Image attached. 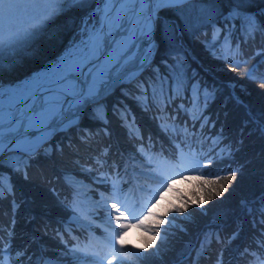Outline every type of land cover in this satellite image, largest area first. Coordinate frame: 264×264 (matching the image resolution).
Returning <instances> with one entry per match:
<instances>
[{
  "label": "trees",
  "instance_id": "1",
  "mask_svg": "<svg viewBox=\"0 0 264 264\" xmlns=\"http://www.w3.org/2000/svg\"><path fill=\"white\" fill-rule=\"evenodd\" d=\"M96 0H91V7ZM208 3L209 0H202ZM229 3V0H224ZM257 4L264 6V0H256ZM72 9L70 12L58 17L47 31L42 32L28 48L32 47L34 53L24 51L7 59L9 71L0 77L3 82L16 81L42 66L44 63L55 58L66 46L73 33L80 26L81 18L89 12V9ZM252 11H257L253 8ZM168 13L169 18L176 19L177 13L169 9H161V14ZM228 13L215 17L214 21L198 23L193 18V27L184 33L183 52L186 54V68L190 69L189 77H194L188 83L186 91H181L175 98L166 89V95L171 100L166 110L161 112L165 105L159 103V86L155 102L145 104L137 99L138 90L134 84L121 85L107 95L104 103L102 118H97L95 108L91 104L86 109L81 119L65 130L53 134L45 147H52L50 153H41L30 161L27 169L28 179L25 180L22 173L15 172L9 166L0 165V174L5 179V184L11 183L14 191L5 192L0 195V228L6 231L5 242H8L7 230L12 231L11 237L12 255L17 251L26 250V255L21 258L27 264L29 256L42 257L44 255L58 256L57 250L73 248L77 243H84L91 236L88 229L67 222L66 217L72 210V187L65 179L64 169H75L86 165L90 173L103 176L104 182L91 181L94 184L93 191L100 197V193L111 192V165L117 162L121 169V177L129 183L122 184L124 191H128L132 182L128 170L125 175L123 169L128 165L126 161L131 155L138 154L137 149L143 143L151 147L154 153H163V157L177 162L179 151L176 144H190L198 153H202L199 160V168L194 170H182L176 179L185 174H193L198 180V190L203 189V195L223 185H233L239 179L238 186L233 190L227 189L223 197L208 211L214 217L202 220L199 225L200 238L190 248L189 254L182 258V264H216L217 257L223 252L225 264H247L250 257L242 256L245 247L250 251H257V241L264 225L259 223L260 217L250 214L244 204L251 208L253 205L259 207L260 197L264 195V132L258 129L255 123L249 121V113L259 114L264 110V89L259 88L260 81H253L243 75L244 68L252 65L257 66V74L264 73V55L257 56L256 53L264 49V40L257 33L255 40L244 42L245 34L238 35L236 31H242L243 21H225ZM180 23V20H177ZM215 29L222 32L217 39L213 38ZM229 35L234 40L232 43H240L242 55L235 54L224 48L223 36ZM236 46V45H235ZM233 47L232 49H234ZM30 50V49H29ZM191 50V53L188 52ZM160 55H167L161 53ZM160 55L156 57L153 68L159 67L161 73L167 74L170 68L160 62ZM174 55V54H173ZM231 61V63H230ZM237 61H241L236 71ZM243 61H247L244 64ZM172 63L169 56V64ZM16 69V70H13ZM149 72L143 73L147 77ZM200 81L203 85L215 89L214 97L204 106L203 97L198 105L192 101L196 97L195 90L191 87ZM231 81L242 83L243 89L231 87ZM184 108L181 109L180 105ZM186 109H191L194 115H190ZM130 113L128 123H125L121 111ZM200 116V119H196ZM159 117V119H158ZM170 117H175L172 121ZM203 117L207 118L204 123ZM134 124L130 133L128 124ZM167 121V130L162 128V123ZM188 131L185 132L184 128ZM175 128V132H173ZM139 130L138 133L136 130ZM107 133V134H105ZM83 138V139H82ZM190 138V139H189ZM219 138L218 146H213L212 141ZM60 145V149H56ZM232 146V153L228 155L227 146ZM105 149L108 155L103 156ZM221 149H225L221 153ZM185 151L188 148L185 147ZM20 153H7L5 155H19ZM101 157L107 161L103 168L97 162ZM143 160L144 157L142 156ZM211 158L212 163L207 160ZM236 170V177L232 181L225 179L227 171ZM88 179V175L86 176ZM219 178V179H217ZM172 179V180H173ZM169 181V180H168ZM201 181H213L211 184H203ZM158 181L143 179L142 183H151L153 186ZM38 190V191H37ZM213 196V194H212ZM31 197L40 200V205L33 202ZM13 200L16 203L15 214H13ZM155 201H153L154 203ZM47 211V212H46ZM13 219L15 224L12 225ZM256 221L255 226L253 221ZM210 221V222H209ZM64 224L74 232L65 229ZM105 226L96 225L95 231L104 234ZM44 232V233H43ZM236 238L232 239L233 234ZM63 238V239H62ZM205 245L203 254L198 257L201 245ZM73 262L72 260H70ZM137 264H140L139 262Z\"/></svg>",
  "mask_w": 264,
  "mask_h": 264
},
{
  "label": "snow or ice",
  "instance_id": "2",
  "mask_svg": "<svg viewBox=\"0 0 264 264\" xmlns=\"http://www.w3.org/2000/svg\"><path fill=\"white\" fill-rule=\"evenodd\" d=\"M91 7V0H0V42H9L15 38H23V45H30L42 33L47 31L52 23H55L58 17L70 12L72 9H85ZM112 0H96V7L93 11L86 13L81 18L78 38L74 37L70 41L65 50L56 57L55 60L44 65V67L36 72L27 75L24 79L18 80L14 84L5 86L0 79V97L5 102L6 119L12 108L16 107V101L27 96L31 98L33 105H41L40 111L37 113L42 123L47 124L48 118L52 115L59 114L61 123L58 127L65 124L72 126V122L78 120L81 108H86L90 104L97 105L95 114L97 118H102L104 111L103 101L106 94L111 95L112 90L118 86L133 85L139 92L138 100L147 104L150 101L155 102L157 90L159 86V103L165 105L160 110H166V106L171 100L166 95L167 91L171 93V97L179 95L181 91H186L188 83L194 77H189L190 69L186 68V54L183 52L184 33L193 27V18L198 23L204 21L212 22L215 17L223 15L226 11L228 15L225 21H243L241 30L245 34L244 42L255 40L257 33L264 40V6L256 3V0H229L225 4L224 0H209L208 3L202 0H131L128 3H120L118 10L113 13ZM256 8L257 11H252ZM161 9H169L177 13V18H169L168 13L161 14ZM98 17V19H94ZM26 19L27 27L19 29L16 27V21ZM122 19L131 21L129 24V32L127 39L118 42L117 46L108 52L103 61L91 63L94 57L100 55V50L104 47L106 32H111L114 27H119ZM180 20V23L177 22ZM222 30L215 29L213 38L217 39ZM223 39L229 51H233L232 42L229 35H224ZM131 45V47H130ZM19 44L13 45L12 49L19 48ZM128 49L125 53V67L123 71L113 74L109 71L111 66L115 64L120 52ZM166 53L167 55H160ZM35 54V53H34ZM174 54V55H173ZM235 54L242 55L240 52V43L235 46ZM160 55V62L170 68L167 74L161 73L159 67L153 68L156 63V57ZM257 56L264 55V49L256 53ZM169 56L172 63L169 64ZM6 57H0V77L6 75L9 71V65L6 63ZM231 63V61H230ZM247 64V61H243ZM264 63V62H262ZM131 64V67L128 65ZM241 61H237L236 67L232 71H236L240 67ZM16 70V69H13ZM149 72L147 77L143 73ZM83 74L87 78V87L83 90L77 84L74 78H68V74ZM243 75L250 80H259V88L264 89V73L257 74V66L252 65L245 67ZM54 82V83H53ZM55 88V92L45 93V88ZM196 97L192 101L193 105H198L203 97L204 106H207L208 100L212 99L215 94L214 88L203 85L200 81L192 84ZM234 87V86H233ZM73 92L77 95L73 96L75 105L65 112L60 101L63 100L64 93ZM43 96V101H41ZM183 109L184 105L181 104ZM190 115H194L191 109H186ZM128 115L130 113L121 111V116L125 123H128ZM196 116V119H200ZM32 117L29 119L28 126L32 127ZM159 119V117H158ZM175 121V117H170ZM248 119L255 123L259 130L264 132V110L259 114L249 113ZM204 123L207 118L203 117ZM128 124L130 133L134 124ZM162 128L167 130V121L162 123ZM19 123L12 128H5L6 134L18 133ZM175 132V128L172 129ZM138 129L136 132L138 133ZM187 132V127L184 128ZM55 132V129L49 125L42 135L37 138H31L28 134H15L13 139L8 140L7 135L4 141H0V165L9 166L15 172L22 173L25 180L28 179L27 169L31 166L30 161L40 155L41 150L44 153H50L52 147H45L49 137ZM107 134V133H105ZM83 139V138H82ZM190 139V138H189ZM219 138L212 141L213 146H218ZM60 149V145L55 146ZM185 147L188 151H185ZM176 148L179 151L177 162L172 163L163 157V153H154L151 147H146L143 143L137 149V152L144 157V164L140 165L141 175L158 181L155 186L151 183H141L137 177L134 188L124 191L122 184L129 181L122 179L121 169L117 162L113 161L111 165V192L109 194L100 193V200L94 205L97 209H102L105 214L104 228L106 235L103 239L90 236L86 242L77 243L70 250L73 254L74 261H88V264H124L125 261H132L133 257L137 261H148L150 257H161L163 248L168 240L169 229L161 228V225H173L176 217H168L170 212L186 213L190 204L202 206L208 200L215 196H221L227 190L226 186L221 184L219 190L215 187L205 199L203 189H199L200 198H185L186 194H181L179 190H174L173 183H168L169 177L182 170L198 169L199 160L202 153H198L190 144L184 147L177 143ZM225 149H221L223 153ZM20 153L19 155H5L7 153ZM227 153L231 155L232 146H227ZM103 156L108 155V149H105ZM101 157L97 158L100 167L103 168L107 164L106 160L101 162ZM208 164L212 163V159L207 160ZM146 165H151L146 168ZM128 171L125 165L123 172L126 175ZM101 175H104L101 172ZM236 177V170L227 171L225 179L232 181ZM5 177L0 174V195L5 192L12 193L13 186L9 183L5 184ZM219 179V178H217ZM203 184H211L213 181H201ZM167 184V192H176L175 202L169 201L164 205H160L156 193L160 192V199H163V192L160 190ZM153 201H155L153 203ZM109 202L110 205H109ZM151 204L149 207L148 205ZM159 205V210H157ZM244 207L254 217H260L259 223L264 225V195L260 197L259 207L253 205L249 208L245 203ZM16 203L13 200V214H15ZM123 209V210H122ZM145 209H147L145 211ZM131 218V219H129ZM167 218V219H166ZM187 218V217H185ZM113 220L116 227H112ZM134 221V223H133ZM15 224L13 219L12 225ZM256 221L254 219L253 225ZM135 228L140 230L139 239L143 242V248L137 249L135 252L128 251L129 248H135L134 244H128L124 239L125 232ZM6 230L0 228V233ZM151 233V234H150ZM13 233L7 230L8 242H5L4 235L0 234V264H24L21 260L26 255V250L17 251L15 256L12 255L11 237ZM236 238L233 234L232 239ZM63 239V238H62ZM159 241V243H158ZM258 250L250 251L245 247L242 256H248L250 259L247 264H264V232L261 233L257 241ZM116 245H119L117 247ZM205 245H201V251L197 253L198 257L203 254ZM151 249V251H148ZM80 253L82 255H77ZM62 258L45 259L40 257L35 260V264H60ZM27 264H34V258L29 256ZM177 264H182L178 261ZM197 264V261H193ZM216 264H225L223 260V252L219 254Z\"/></svg>",
  "mask_w": 264,
  "mask_h": 264
},
{
  "label": "rangeland",
  "instance_id": "3",
  "mask_svg": "<svg viewBox=\"0 0 264 264\" xmlns=\"http://www.w3.org/2000/svg\"><path fill=\"white\" fill-rule=\"evenodd\" d=\"M95 7H96V1L92 5V7L89 9V12L93 11ZM94 19H98V17H95ZM212 21H214V20H212ZM15 23H16V27L19 29L27 27L26 19H20V20L16 21ZM208 23H210V22H208ZM79 27L77 28L75 33H73L72 37L70 38V40L68 41V43L66 44L64 49L56 57H58L65 50V48H67L70 41H72V39L74 37L78 38L77 33L79 31ZM0 30H2V29H0ZM236 33L238 35H241L243 33V31H236ZM22 40H23V38H15L9 42H0V57H2L4 55L8 59V58L14 56L15 54L19 55V53H23L24 51H27V52L30 51L31 54L34 53V50L32 51V49H31L32 47L28 48L29 45H23ZM230 40H231V42L234 41L231 38H230ZM223 43H224V48L226 50H228L224 39H223ZM16 44H19L20 47L16 48V49H12L13 45H16ZM236 44L237 43H232V48L235 47ZM233 51H235V48L233 49ZM188 52L191 53V50H188ZM56 57L53 58L52 60H55ZM7 59H6V61H7ZM52 60L44 63L38 69H36L32 72H29V74L41 70L45 64L51 62ZM26 76H24L18 80H22ZM18 80H16V81L12 80V81H7V82H3V83L5 84V86H8L10 84H14ZM230 86L231 87L232 86L237 87L239 90L243 89L242 83H239L236 81H231ZM106 96H107V94H106ZM131 158L139 163V164H137V163L134 164L131 167L132 168L131 171L134 172L133 173L134 175H138L139 177L143 176V175H141V172L137 173V171H141L140 165L145 163L141 154L140 153L135 154V155L131 156ZM145 167L150 168L151 165H147ZM61 169H63L65 171L64 175L67 177H68V175L72 176L70 174L75 175V176H73L74 179H72L71 177L68 178L69 181L72 182L74 185L72 188V198H73V201L75 202L74 206L76 208L74 211H72L73 212L72 214H69L71 216L70 220H72L76 224L83 225L84 227H87L89 225L90 226L94 225V223L96 222L92 218L94 216H98V218H100L101 221H103V220L105 221V214H104L103 210L97 209L94 207L96 202L100 200V197H98L96 195V192L93 191L94 185L92 186V181H91V179L92 180L100 179L103 181L104 180L103 176H101V175L96 176L94 173H90L89 170L86 168V165H82V167L81 166L76 167V171L80 172L81 174L72 172L75 169H72V170L64 169V168H61ZM87 175H88L89 180L86 178ZM172 176H176V175L173 174ZM172 179H169L168 183H172L174 181V183H173L174 190H179V192L181 194H186L185 198H188V197H193L195 199L200 198V193L198 191L197 186H198V180H201V179H197V177L194 176L193 174H185L179 178L176 177V179H173V180ZM74 181H76V182L82 181V182H84L83 183L84 185H82V186L77 185ZM102 181H99V183H101ZM135 182H137L136 179L134 180V183H132V187L135 186ZM238 182H239V179H237L234 183H232L233 185L231 187H230V185H225V186L227 189L233 190V186L237 187ZM215 186H216V184L212 187H215ZM166 187H167V184H165L164 188H162L160 190L161 192H163V196H164L163 199H160V192L156 193L157 199L160 200V205H164L169 201L175 202L176 192L175 191H173L171 193L167 192L165 190ZM217 190H219V187ZM212 194H213V198L211 200H208L207 203H205L202 206L190 204L188 211L186 213L181 214V213L170 212L168 214L167 218L176 217V219H175L173 225H161L162 229H164L165 227H167L169 229L168 240H167L166 244L164 245L163 255L161 257H150L148 261H137L136 258L133 257L132 261H125L124 264H137L138 262L140 264H170V263L171 264H177V262L180 261L182 258H184L185 254L189 252L192 244L196 240H199L201 229H199L198 227L202 223L201 221L206 220L207 218L210 219V221H214V217L212 215L208 214V211L211 208H213L214 206L220 205L219 204L220 202L219 203H216V202L220 198L223 197V194H221V196H215L214 193H212ZM33 198L34 197H31L32 200H33ZM205 199H206V197H205ZM34 200L35 201H33V202L37 203V205H40V200L36 201L35 198H34ZM110 203L111 202H109V205H110ZM148 206L150 207L151 204H149ZM39 208L42 209L43 207L40 205ZM146 210L147 209H145V211ZM157 210H159V205H158ZM185 217H187V218H185ZM129 219H131V218H129ZM133 223H134V221H133ZM105 226L107 227L106 224H105ZM112 227H116L114 220L112 223ZM131 229H133L135 231L134 237L136 238L137 241L140 242V245L137 249H142L143 248V242L139 239L140 230L135 229V228L128 229L125 232L124 239L128 242V244H130V245L134 244L132 241V238H131V234H130ZM94 236L99 237L101 239L104 238V237H101L99 235H94ZM158 243H159V241H158ZM116 246L119 247V245H116ZM71 249L72 248H68V251H65L63 249L57 250L58 257L62 258L60 261V264H81L80 261H74L73 260V254L70 251ZM137 249L136 248H129L128 251L135 252V251H137ZM148 251H151V249H149ZM77 255H82V254L77 253ZM54 258L55 257H52L51 259H54ZM46 259H49V258H46ZM70 260H73V262H71ZM84 264H88V261H84ZM113 264H116V262H113Z\"/></svg>",
  "mask_w": 264,
  "mask_h": 264
},
{
  "label": "bare ground",
  "instance_id": "4",
  "mask_svg": "<svg viewBox=\"0 0 264 264\" xmlns=\"http://www.w3.org/2000/svg\"><path fill=\"white\" fill-rule=\"evenodd\" d=\"M128 2H131V0H118L116 5H115V8L113 9V13H115L118 10V6L120 3H128ZM130 23H131V21L128 19H122V22H121L119 27H114L110 33L107 32V37L105 38L104 47L100 50V55L98 57H94L93 61L91 63H97L98 61L102 62L104 59V56L108 52L112 51L117 46L118 42H121V41H124L127 39ZM130 47H131V45H130ZM127 52H128V49H124L122 52H120L119 56L117 57L115 64H113L111 66V68L109 69L110 72H112L113 74H116V73L120 72L119 71L120 69L125 67V59H126L125 53H127ZM129 65H131V64H129ZM77 76H79V75H76L73 73L68 74V78H74L75 80L76 79L80 80V77H77ZM85 80H86V84H88L87 78H85ZM86 87L87 86H85V88ZM56 90L50 91V92H48V90H45V93L51 94V93L55 92ZM25 97H23V98H25ZM22 99H18V100H22ZM41 101H43V96H41ZM27 103H28V105H26V108L24 107L25 104L22 105V108L24 107V110L30 108L29 109L30 114H29L28 119H27L28 120L27 124L29 123L30 117L34 118V119H32L31 122L33 125L32 128H35V129L33 132H30L28 134L31 136V138H37L38 136L42 135L43 132L45 131V129L49 127V125H51V127L53 129H54V127H58V125H60L61 117L59 114L50 116L48 118V123H47L48 125H47L45 123H42L41 119L37 115V113L40 111L42 104L41 105H35V106H37L36 108H34V107L31 108V104H32L31 98H30V101H28ZM66 104H68L69 108L71 109L75 105V100L73 99V97H68V98H65V100L63 99L62 101H60V106L63 110L66 109ZM5 107H6L5 102H4L3 98L0 97V121H2L6 117ZM9 108L11 109L10 105H9ZM22 108H20L21 111H22ZM16 112H18V115L20 114L18 110L15 111V113ZM11 114H12V112L9 111V113H8L9 118H10ZM55 119L58 121L57 123L52 122ZM18 120H19V118H18ZM70 175H72V176L68 175V178L71 177L72 179H74L73 176H75V175L74 174H70ZM74 182L80 186L84 185L83 184L84 182H82V181H79V182L74 181ZM69 183L71 185H73L72 182H69ZM71 203H72L74 209H76L74 206L75 202L73 201V199H72ZM130 234H131L132 241H133L134 245L136 246L135 248L137 249L140 245V242L137 241L136 238L134 237L135 231L133 229H131ZM51 258L52 257H50L49 259H51Z\"/></svg>",
  "mask_w": 264,
  "mask_h": 264
},
{
  "label": "water",
  "instance_id": "5",
  "mask_svg": "<svg viewBox=\"0 0 264 264\" xmlns=\"http://www.w3.org/2000/svg\"><path fill=\"white\" fill-rule=\"evenodd\" d=\"M117 1L118 0H112V3L114 5L113 9L115 8V5H116ZM106 37H107V32H106ZM128 67H131V65H128ZM123 69H120L119 71H123ZM80 76H81L82 84H83L84 83V81H83L84 78H83L82 74ZM80 89L81 90L84 89L83 85H82V88H80ZM45 90H48V92H50V91H54L56 89L55 88L46 87ZM64 95L67 96V97H73L74 95H77V94L76 93H69V94L64 93ZM28 101H30V97H27V96L25 98H23L22 100H17L16 101V107L15 108L11 107L10 112H12V114H11L10 118L7 120L6 117H5L2 121H0V141H4L6 135H7V139L11 140V139H13V136L15 134H29L30 132L34 131L35 128L29 127L28 124H27V121H28L27 119H28V116L30 114V111H29L30 108L24 110V107L26 108V105H28V103H27ZM23 104H25V106L22 108ZM33 107L36 108L37 106L31 104V108H33ZM20 108H22V111H21ZM17 110L20 113L19 115H18V112L15 113V111H17ZM82 110H83V108H81L80 113L82 112ZM18 118H19V120H18ZM52 122L57 123L58 121L55 120V121H52ZM17 123H19V125H20L18 133H15V134H12V133L6 134L5 133V128L6 127L7 128H12ZM57 128L58 127H54L55 130ZM0 147H2V144H0Z\"/></svg>",
  "mask_w": 264,
  "mask_h": 264
}]
</instances>
